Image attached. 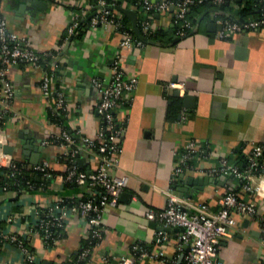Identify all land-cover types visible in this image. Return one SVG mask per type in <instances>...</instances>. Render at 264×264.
<instances>
[{
  "label": "crops",
  "instance_id": "0c3cea01",
  "mask_svg": "<svg viewBox=\"0 0 264 264\" xmlns=\"http://www.w3.org/2000/svg\"><path fill=\"white\" fill-rule=\"evenodd\" d=\"M120 7L134 11L136 20L144 17L143 10L127 2ZM94 10L93 0H1L0 14L7 29L36 52L53 53L50 63L55 71L53 82L68 99L65 115L55 109L52 97L42 93L40 81L48 71L42 63L6 67L4 77L13 91L7 107L0 78V134L16 147L12 156L28 164L30 157H36L38 163L47 161L57 173L39 191L0 193L1 229L17 231L26 222L35 221L38 207L47 209L58 199L88 191L86 187L73 188L63 179L69 147L44 141L62 130L74 134L75 129H80L81 134L90 137L98 131L100 117L95 106L99 93L92 81L108 82L122 35L103 25L88 27L79 37L69 35L68 27L74 16L83 15L85 19ZM238 10L233 2L224 0L223 10L209 6L202 9L192 34L174 37L167 43L147 37L152 42L122 50L126 75L135 76L137 85L124 94L130 103L115 109L116 118L124 120V125L119 162L109 173L127 175L128 182L118 204L103 212L102 238L83 264H121V258L131 257L133 245H140L147 252L134 264H163L155 256L160 250L166 263L178 264L181 255L183 258L177 249L180 232L160 230L159 227H164L160 220L146 218L148 210L159 213L165 208V192H174L173 185L187 195L184 199L204 203L211 210L217 209L218 200L226 192H236L241 200L256 207L258 216L264 217L261 192L244 190L243 181L233 175L207 172L217 168L221 158L243 168L251 145L264 143V26L231 33L225 39L217 36L220 21L235 17ZM173 14L172 7L168 12L154 13L152 24L168 28ZM170 82L184 83L187 100L175 95L176 90L167 86ZM179 100L180 111L174 114L172 110ZM189 142L195 144L198 153L182 176L173 179V170L181 162V153ZM74 159L82 171L94 168L81 144ZM252 181L255 186L264 185L261 177L254 176ZM191 190L195 193L188 197ZM10 215L15 220L8 223ZM234 218L231 235L219 240L217 260L221 264H264L257 217L234 215ZM159 231L164 237L161 244L155 242ZM87 233L85 221L68 214L54 247L47 249L38 237H31L38 264H61L74 259L83 248ZM0 264L23 262L13 246L4 245L0 247ZM179 264H183L182 259Z\"/></svg>",
  "mask_w": 264,
  "mask_h": 264
},
{
  "label": "built area",
  "instance_id": "2783aa9c",
  "mask_svg": "<svg viewBox=\"0 0 264 264\" xmlns=\"http://www.w3.org/2000/svg\"><path fill=\"white\" fill-rule=\"evenodd\" d=\"M204 0H164L161 2H150L143 0L144 18L141 22L144 33H152L157 26L152 24V12H168L174 9V23L187 25V13L191 6L201 4ZM214 4H220L224 0H211ZM264 10V0H258ZM97 9L88 19L90 27L103 25L112 27L120 32L122 22L119 14L116 17L110 15V9L106 7L104 0H97ZM1 9V0H0ZM83 15H75L72 23L68 27L69 35L74 34L78 27L79 19ZM221 29L217 36L220 39L227 38L231 33L249 32L264 26V16L257 19L220 21ZM120 51L115 56L112 63V73L108 82L100 79H93L92 86L99 93V100L95 110L100 117V125L94 137L81 134L80 129L74 130V135L81 140V146L87 151L90 163L94 168L89 171H80L77 168L74 154L76 152L75 141L70 133L62 130L58 135H51L44 141L45 144H59L69 147L68 154L71 155L69 165L65 169L64 181L74 182L76 186H85L90 191L89 196L83 193L58 199L51 207L42 209L38 207L34 212L35 221L26 222L17 231L0 229V247L4 245L13 246L22 258L23 264H38V258L31 245L30 239L38 237L45 248L50 249L59 240V229H63L66 224L68 214L81 217L88 228L86 236L87 245L72 260L61 264H83L88 260L93 247L101 240L104 226L102 215L107 207H115L118 199L127 185L128 176H115L109 173L119 162L120 136L124 125V120H119L115 116V109L118 105H128L130 98L125 93L131 92L137 85L135 76H127L125 72V58L123 49L140 48L143 42L136 36L134 38L127 31H121ZM178 34L182 36L183 30ZM46 57H53L52 53H38L29 45H24L22 40L10 32L5 21L0 14V78L3 80V94L5 107L13 97V91L9 82L5 79L6 67L12 64L24 63L32 66H41ZM54 69L45 71L40 81V89L46 97H52L55 109L60 113H67V96L61 87L54 85ZM171 89L178 91V96L185 94L183 82H170L167 85ZM185 118V116H183ZM0 143L8 144L4 135L0 134ZM198 153L193 142H189L181 153V162L174 168L172 178L180 177L184 169L189 167L190 161ZM0 169H6L10 176L17 177L26 172L30 175L33 172H40L43 177L52 178L47 161L37 164H28L15 161V158L0 150ZM209 174H230L243 181L242 186L246 191L261 192L264 196V185L260 183L255 186L252 177L258 176L264 179V143H253L248 153L246 163L243 168L232 165L226 158H221L217 168L209 169ZM6 189V185L1 190ZM167 202L165 208L155 213L153 210L146 212L149 220L158 219L164 227H183L177 237V249L183 253V264H221L217 260V248L222 237L230 236L231 229L235 225L234 215H246L257 217L261 226V244L264 247V217L257 215L256 207L244 200H241L236 192H226L219 200L218 207L211 210L204 203H193L179 197L172 191L165 192ZM68 199V200H67ZM15 220L10 215L6 221L11 223ZM163 232L159 231L155 242H163ZM147 256V252L140 245H133L132 255L129 258H121V264H134L136 259ZM163 264L166 263L163 251H158L155 255Z\"/></svg>",
  "mask_w": 264,
  "mask_h": 264
},
{
  "label": "trees",
  "instance_id": "16d2710c",
  "mask_svg": "<svg viewBox=\"0 0 264 264\" xmlns=\"http://www.w3.org/2000/svg\"><path fill=\"white\" fill-rule=\"evenodd\" d=\"M96 1L97 0H93V6L95 8L94 11H96V9H97ZM104 1L106 4V7L113 8L110 11V15L113 17H116L117 11H115L116 10L115 7H120L125 2L129 3L130 5L135 6L136 9L139 11L143 10V3H142L143 0H104ZM229 1L233 2L236 6L239 7V10L236 13L235 17H229L228 18L230 20H245V19H248L247 17H249V16H252L253 19H257V18H262L264 16V10H263L262 4L258 0H229ZM208 6L214 7L218 10H223L224 9V1L220 4H214L211 0H204L201 4L191 6V8H190V10L186 16L188 24L184 25V26H182L179 22L173 24V22H174L173 17L171 19L172 24L168 28L157 27V29L154 32L149 33V34L144 33L142 31L141 22L143 21L144 17H139L136 20V26L139 29L141 36L151 38V39L158 41V42L167 43L168 41H170L174 37L182 38V37H185L189 34H192L193 29L195 28L198 16L201 14L202 9L207 8ZM154 13H157V12L153 11L152 14L154 15ZM117 14H119L120 20L122 22V27L120 28L119 31L120 32L121 31H127L134 38H136V35L133 32L132 25H131V22L129 21V19L124 14H120L118 12H117ZM88 27H90V21L86 20V18L84 19L83 17H81L79 19V22H78V27L76 28L74 34H72V37H79L81 34L84 33V31ZM179 30H183L184 34L182 36H180L178 34ZM52 59H53L52 57H46L42 61V64H44V66H46L48 68L46 70L52 69L50 66ZM180 108H181V105H180V100H179L177 106L175 108H173L172 113H174V114L178 113L180 111ZM1 124H2V121L0 120V126H1ZM71 135L75 141L74 146H75V148H77V146L81 143V140L79 139L78 136L74 135L73 133H71ZM70 157H71L70 154L66 155V160H65L66 167H67V165H69ZM15 161L18 162L19 165H21V163H24V162L27 163L23 159H18V158H15ZM66 167H65V169H66ZM80 171H82V170H80ZM50 174L52 177H55L57 175V173L52 171V170L50 171ZM65 174H66V172L64 171L62 176H65ZM48 179L49 178H47V177H43V174L40 172H33L30 175H28V173L24 172L21 175H18L17 177H12V176H10L9 172L6 169H0V193L16 195V194H20L21 192L39 191L48 185V182H47ZM5 185H6V189L1 190V188ZM68 185L73 187V188L78 187L74 184V182H68ZM82 187H85V186H82ZM83 194L85 197L89 196L90 191L89 190L84 191ZM1 228H2V225L0 224V229ZM63 230H64V228L58 230V232H60L59 238L61 237ZM85 245H87L86 240L84 241L83 247ZM33 250H34V248H33Z\"/></svg>",
  "mask_w": 264,
  "mask_h": 264
},
{
  "label": "water",
  "instance_id": "95a60500",
  "mask_svg": "<svg viewBox=\"0 0 264 264\" xmlns=\"http://www.w3.org/2000/svg\"><path fill=\"white\" fill-rule=\"evenodd\" d=\"M225 1L227 2L229 0H225ZM110 9H112V8H110ZM115 9L120 11L122 14H124L132 22L133 32L142 42H152L147 37L141 36L140 31H139V29L136 26V14H135L134 11H132L130 9H125V8H122V7H115ZM209 11H215V9H210ZM91 16H92V14L88 15L86 17V20H88ZM200 20H201V17L198 19V22H200ZM194 30H196V28ZM175 95L178 96V91L177 90L175 91ZM182 100L183 101L187 100V96H183ZM0 150L3 153H7V154H10V155H13V153L16 150V147L11 145V144H1L0 143ZM22 153H23V155H25V151L24 150H22ZM29 161H30L31 164H37L39 162L38 159H36V157H30ZM181 176L182 175H180V177ZM173 187L177 191L180 192V193L177 194L176 190L174 191V193H176L179 197L183 198V197L187 196V195H185L184 192H181L182 190L180 188H178L177 185H173ZM190 193H191V195H188V197L192 196L195 193V191L191 190ZM159 229L160 230H166V231L167 230H176V231H179V232L184 231L183 227H159ZM181 259H182V255L180 256V258L178 260V264L181 262ZM43 264H47V263H43Z\"/></svg>",
  "mask_w": 264,
  "mask_h": 264
}]
</instances>
